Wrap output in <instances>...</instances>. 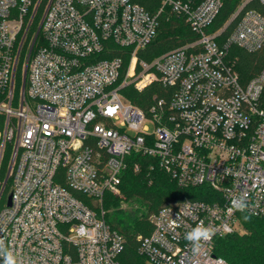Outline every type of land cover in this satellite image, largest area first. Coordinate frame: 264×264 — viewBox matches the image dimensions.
Returning <instances> with one entry per match:
<instances>
[{
  "label": "built area",
  "instance_id": "1",
  "mask_svg": "<svg viewBox=\"0 0 264 264\" xmlns=\"http://www.w3.org/2000/svg\"><path fill=\"white\" fill-rule=\"evenodd\" d=\"M42 1L0 0L5 247L17 264H120L125 239L107 223L103 201L121 194L126 159L139 153L157 158L180 188L207 187L213 196L160 208L149 218L152 232L138 237V253L148 264H227L215 256V241L240 229L239 214L264 220V68L244 82L229 56L232 46L264 49V0H244L222 42L226 27L207 28L223 0H161L156 13L130 0H47L19 86V37ZM252 1L259 7L245 10ZM166 9L198 39L139 60ZM155 82L169 98L155 97L147 111L123 93ZM238 199L243 212L232 208ZM201 221L216 232L193 254L184 236Z\"/></svg>",
  "mask_w": 264,
  "mask_h": 264
},
{
  "label": "trees",
  "instance_id": "2",
  "mask_svg": "<svg viewBox=\"0 0 264 264\" xmlns=\"http://www.w3.org/2000/svg\"><path fill=\"white\" fill-rule=\"evenodd\" d=\"M142 5L147 11L156 13L161 0H130ZM189 2L194 0H178ZM199 1V0H198ZM201 1V0H200ZM244 0H223L222 6L207 28V32L216 33L223 28L218 36L219 42L225 41L237 19L231 20ZM47 0L39 6L33 22L27 32H22L18 46H21L19 62L16 72L17 85L23 82L25 62L29 53L31 41L38 31ZM259 7L257 1L249 2L245 10ZM198 39L185 18L166 9L159 16V29L156 38L145 49L139 51V60L151 63L155 58L175 50ZM41 44V34L38 37L33 52ZM229 56L235 59V68L244 82L257 76L264 68V49L256 53H248L236 46H232ZM128 100L134 105L147 111L155 97L169 98V91L163 85L155 82L144 91L138 92L133 87L123 91ZM2 125L0 123V131ZM9 164V151L7 152L0 178H4ZM127 167L122 173L120 185L121 194L107 193L103 201L105 219L112 229L118 231L125 239V247L119 256L120 264H148L146 258L138 253V237L148 236L152 232L149 218L165 205L183 201H212V191L207 187L180 188L175 181L160 167L157 158L133 153L126 159ZM136 166L138 169H136ZM10 184V182H9ZM8 186L6 191H8ZM85 202L90 200L78 194ZM121 201H135L140 208L131 214L120 210ZM248 216V220H244ZM240 229L215 241L214 254L224 259L227 264H264V220L239 214Z\"/></svg>",
  "mask_w": 264,
  "mask_h": 264
},
{
  "label": "clouds",
  "instance_id": "3",
  "mask_svg": "<svg viewBox=\"0 0 264 264\" xmlns=\"http://www.w3.org/2000/svg\"><path fill=\"white\" fill-rule=\"evenodd\" d=\"M232 208L243 212L246 210L247 205L244 199H238L232 201ZM243 218L244 220L249 219L248 216H244ZM215 232L216 230L212 226H206L201 221L185 233L184 239L188 242L193 254H199L203 250V244L210 241L215 235ZM0 257L3 258V264H17L13 253L5 247L2 239H0Z\"/></svg>",
  "mask_w": 264,
  "mask_h": 264
},
{
  "label": "rangeland",
  "instance_id": "4",
  "mask_svg": "<svg viewBox=\"0 0 264 264\" xmlns=\"http://www.w3.org/2000/svg\"><path fill=\"white\" fill-rule=\"evenodd\" d=\"M8 192H9V188H8V191H6V194ZM118 208L120 210L127 211L131 214H135V211H137V209L140 208V205L137 204L135 201H131V202L121 201Z\"/></svg>",
  "mask_w": 264,
  "mask_h": 264
},
{
  "label": "water",
  "instance_id": "5",
  "mask_svg": "<svg viewBox=\"0 0 264 264\" xmlns=\"http://www.w3.org/2000/svg\"><path fill=\"white\" fill-rule=\"evenodd\" d=\"M39 30H40V28H39ZM39 30L37 32L36 37L38 36ZM32 47H33V45H32ZM32 47H31V49H32ZM26 73H27V67L25 68V71H24V84H25V80H26ZM8 205L9 206L11 205V195L8 197Z\"/></svg>",
  "mask_w": 264,
  "mask_h": 264
}]
</instances>
